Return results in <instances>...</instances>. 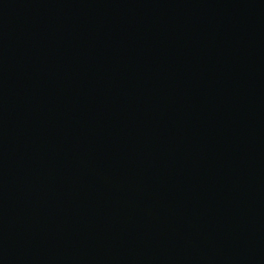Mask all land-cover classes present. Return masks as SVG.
Listing matches in <instances>:
<instances>
[{
  "label": "water",
  "instance_id": "obj_1",
  "mask_svg": "<svg viewBox=\"0 0 264 264\" xmlns=\"http://www.w3.org/2000/svg\"><path fill=\"white\" fill-rule=\"evenodd\" d=\"M0 264H264V0H0Z\"/></svg>",
  "mask_w": 264,
  "mask_h": 264
}]
</instances>
